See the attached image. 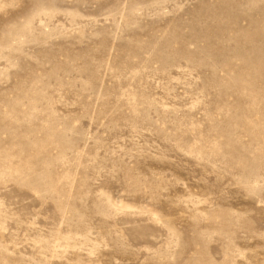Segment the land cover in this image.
<instances>
[{
    "label": "rangeland",
    "instance_id": "1",
    "mask_svg": "<svg viewBox=\"0 0 264 264\" xmlns=\"http://www.w3.org/2000/svg\"><path fill=\"white\" fill-rule=\"evenodd\" d=\"M0 264H264V0H0Z\"/></svg>",
    "mask_w": 264,
    "mask_h": 264
}]
</instances>
